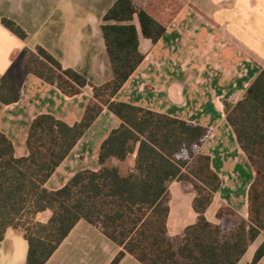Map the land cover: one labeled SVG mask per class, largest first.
<instances>
[{
	"label": "trees",
	"instance_id": "trees-1",
	"mask_svg": "<svg viewBox=\"0 0 264 264\" xmlns=\"http://www.w3.org/2000/svg\"><path fill=\"white\" fill-rule=\"evenodd\" d=\"M184 7L183 0H116L99 28L112 71L100 86L64 69L39 46L22 52L23 68L64 96H78L85 88L92 94L78 123L37 116L27 131L24 157H15L13 144L0 133V243L8 229L19 231L28 245L26 264H45L81 220L121 248L110 264H119L125 255L140 264H238L264 234V67L225 110L253 172L246 218L229 207L217 211L216 224L204 217L221 185L210 157L200 153L209 129L115 100L144 60L139 33L157 43ZM1 25L18 39L27 38L15 22L2 18ZM20 98L19 87L1 77L0 104ZM104 109L120 125L100 145L99 170L81 171L61 189L47 190L46 182ZM133 155L134 166L126 174L107 165L112 158L124 162ZM172 181L185 182L196 193L197 221L176 236L167 230ZM45 211L51 213L49 220L35 221ZM263 256L264 241L248 264Z\"/></svg>",
	"mask_w": 264,
	"mask_h": 264
},
{
	"label": "crops",
	"instance_id": "crops-1",
	"mask_svg": "<svg viewBox=\"0 0 264 264\" xmlns=\"http://www.w3.org/2000/svg\"><path fill=\"white\" fill-rule=\"evenodd\" d=\"M115 1L0 0V79L6 76L21 92L17 103L0 104V133L13 144L15 157L27 155V131L37 116L51 115L73 125L82 120L92 98L89 88L78 96L66 97L55 86L33 76L23 68L22 52L39 46L64 69L76 71L93 85L104 84L112 78V71L99 28ZM183 1L184 9L157 43L139 33L144 60L115 100L209 129L211 136L200 153L210 157L221 185L204 217L216 224L217 211L227 206L246 218L253 172L226 123L225 110L241 98L264 67V0ZM2 18L19 25L27 38L20 40L10 33L1 25ZM134 23L138 27L136 20ZM190 42L196 44L195 49ZM119 125V119L104 109L45 188L56 191L81 171H98L100 145ZM134 160L135 155L124 162L112 158L107 165L126 174ZM126 162L123 171L120 166ZM181 189L192 190L185 182L169 184L170 236L197 221L192 208L195 194H177ZM181 196L187 203L174 209ZM50 216V211H45L37 214L35 221L46 223ZM263 241L264 234H260L238 264L250 263ZM27 250L22 234L8 229L0 243V264H26ZM120 250L97 228L81 220L45 264H110ZM119 264L140 263L125 255ZM257 264H264V256Z\"/></svg>",
	"mask_w": 264,
	"mask_h": 264
},
{
	"label": "rangeland",
	"instance_id": "rangeland-1",
	"mask_svg": "<svg viewBox=\"0 0 264 264\" xmlns=\"http://www.w3.org/2000/svg\"><path fill=\"white\" fill-rule=\"evenodd\" d=\"M190 44H191V48L192 49H195L196 48V44H194V42H190ZM210 121H212V117H211V119H209ZM210 136H211V131H210ZM209 136V137H210ZM208 137V138H209ZM207 138V139H208ZM205 143V142H204ZM203 143V144H204ZM126 166H127V162L125 163V164H123V165H121L120 167L123 169V171H125V168H126ZM191 189H192V187H191ZM193 190V189H192ZM189 191V190H187V191H184L183 189H181V191L180 192H178L177 191V194H195L196 195V193L194 192V190L193 191ZM190 192H192V193H190ZM185 198L186 197H184V196H181V197H179L176 201H175V204H174V209L175 208H178V206L179 205H181V204H183V205H185L186 203H187V201L185 200ZM224 207H227V206H222L221 208H224ZM238 214V213H237ZM239 215V214H238ZM240 216V215H239ZM241 217V216H240Z\"/></svg>",
	"mask_w": 264,
	"mask_h": 264
}]
</instances>
